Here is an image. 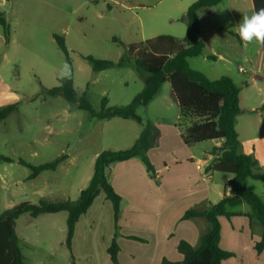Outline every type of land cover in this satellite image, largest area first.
<instances>
[{"label": "rangeland", "instance_id": "374dc122", "mask_svg": "<svg viewBox=\"0 0 264 264\" xmlns=\"http://www.w3.org/2000/svg\"><path fill=\"white\" fill-rule=\"evenodd\" d=\"M158 1L0 0V11L5 13L12 36L7 45L0 26V70L9 83L8 95L0 90V107L16 100L20 102L18 111L0 123V156L15 161L0 166V171L7 173L5 182H0V214L23 201L39 204L41 200L56 203L65 199L57 190L58 184L63 182L69 189L80 186L85 171L93 175L97 153L132 147L142 125L123 118L109 121L92 118L78 104L68 103L58 96L45 97L43 88L60 86V68L68 63L54 40V34H59L65 40L72 61L74 88L94 110L102 109L105 97L108 107L130 105L145 88L146 74L141 75L130 60L119 64L128 47L153 36H178L180 32L179 22L170 26L155 25L151 10L142 8V4ZM220 6L213 7L212 14H202L206 39L214 34L211 29L216 22L230 24L227 10ZM230 7L236 10L239 4L232 2ZM149 25L157 26L156 30L149 31ZM89 56L112 61L115 65L95 72L84 59ZM188 61L192 68L206 71L201 67L202 56ZM260 89L264 90V80L248 89L244 87L242 95L256 100ZM172 90L167 80L156 98L147 107L138 108L136 113L143 124L165 126L167 136H172V120L177 124L180 113ZM199 146L206 148L211 144L205 142ZM199 146L197 149L201 150ZM63 154L70 156L65 169L46 172L36 182L26 180L31 170L16 163L23 159L38 166ZM137 177L143 181L140 175ZM69 196L77 197L72 193ZM112 207L101 190L89 214L77 227L72 250L66 244V212L37 218L23 214L15 228L23 255L29 264H112L108 256L115 231ZM139 245L123 244L120 264H145L148 251Z\"/></svg>", "mask_w": 264, "mask_h": 264}, {"label": "trees", "instance_id": "16d2710c", "mask_svg": "<svg viewBox=\"0 0 264 264\" xmlns=\"http://www.w3.org/2000/svg\"><path fill=\"white\" fill-rule=\"evenodd\" d=\"M220 2L221 0H196L190 5L183 19L187 32L182 40L172 35H162L137 46L128 47L119 64L130 60L141 75L146 74L145 88L130 105L108 107L105 97L102 101V109L97 112L85 96L75 90L72 78L61 79L60 86L43 88L45 97L58 96L68 103L78 104L79 108L88 112L92 118L105 121L113 118L129 119L142 125L143 130L130 149L99 153L95 159L93 178L82 190L78 199L60 200L56 203L41 200L39 204L23 201L2 212L0 214V264H29L22 253L20 240L15 231L17 220L25 213H29L32 218H37L43 214L66 212L68 216L66 244L72 250L76 225L93 206L101 190L113 205L115 226L118 231L122 198L110 184L107 171L114 163L139 158L151 178L156 180V171L147 154L154 146L152 123L143 124L136 113L138 108L147 107L156 98L158 91L167 80L171 83L172 92L179 106L180 113L176 127L181 132L183 143L194 146L210 141H220L221 144L211 151L213 161L207 166L206 171L230 174L232 179L229 182L230 196H225L222 201L210 205L205 210L191 208L184 213L183 220L203 217L210 224L207 232L200 236L199 245L196 247L186 241H180L178 251L183 255L182 261L174 263L164 258L161 264H221L222 261L233 257V253L223 250L220 246L219 217L231 218L237 215L230 213L228 209L239 206L243 202L250 205L253 210L247 217L250 220L256 219L262 227V235L260 241L256 243V250L258 253L264 250V201L251 192L246 185L248 179L264 180V171L255 158L241 150L240 138L236 130V117L241 113V89L229 77L222 76L216 80H210L201 71L190 68L188 61L199 57L205 48L201 36L200 11L215 7ZM252 3L254 11L264 8V0H252ZM0 26L3 28L5 42L8 44L11 38V26L3 12H0ZM54 38L60 51L66 56L68 64L71 65L72 61L64 38L59 34H54ZM262 49L264 52V47ZM84 59L90 63L95 72L108 70L115 65L112 61L95 59L91 56ZM19 106L20 102H16L0 107V123L16 113ZM261 109L264 110V106ZM66 158H68L67 154H63L38 166H33L23 159H18L16 163L31 170L28 179L33 181L44 172L57 171ZM0 161L15 163L7 156H0ZM117 231L108 249L112 264H120L118 259L120 247L116 241ZM130 239L145 242L136 237H130Z\"/></svg>", "mask_w": 264, "mask_h": 264}, {"label": "crops", "instance_id": "0c3cea01", "mask_svg": "<svg viewBox=\"0 0 264 264\" xmlns=\"http://www.w3.org/2000/svg\"><path fill=\"white\" fill-rule=\"evenodd\" d=\"M195 1L160 0L142 4V8L147 11L151 10V17H155V25L170 26L179 22L183 27L179 25L178 36H172L182 40L187 32V26L183 19L188 8ZM232 2L239 4L236 10L230 7ZM162 5L164 6L162 7ZM219 6L227 10L230 24L216 22L215 28L211 29L214 34L206 39L207 34H204L205 26L202 22V14H212L213 7L200 11L201 36L205 43L204 51L200 56L208 64L203 62L201 65L206 68V71L200 67L192 68L191 66L190 68L201 71L210 80H216L222 76L229 77L240 87L241 113L236 117V130L240 138L241 150L246 155L255 158L264 171V110L261 109L264 106V90L260 89L261 96L259 94L256 100L253 96L243 97L242 95L244 87L248 89L250 85H257L258 81L264 80V52L262 47L254 43L245 47L235 30V27L242 21L243 15H251L254 12L253 3L252 0H221L215 8ZM155 25H149V31L156 30L157 26ZM0 41H2L1 38ZM189 64L191 65L190 62ZM219 65L220 68H216ZM240 75L243 78L239 79ZM8 85V80L0 70V90L7 92L6 95H8ZM16 102L18 101L16 100ZM171 124L173 125L172 136L166 135L165 126L152 125L154 146L149 149L147 154L156 171V180L151 178L139 158L114 163L107 171L110 184L122 198L118 231L113 212L115 229L113 238L117 231L116 241L120 247L119 255L124 250L123 244H140V247L145 248L144 251H148L145 264H161L164 258L174 263H180L183 259V255L178 251L180 241H186L197 247L200 236L206 233L210 227L209 222L203 217L183 220L184 213L191 208L205 210L210 205L222 201L225 196L231 195L229 182L232 175L206 171L207 166L213 161L212 149L218 147L221 142L210 141L211 147L206 148L199 146L203 143L187 146L181 139L182 135L176 127V120H172ZM142 130L138 131V136H134L133 144L140 137ZM198 146L201 147V150L197 149ZM98 155L99 153L96 154L95 159ZM69 158L70 156L59 166L57 171L65 169ZM2 164H7V162L0 161V166ZM45 173L31 181H39ZM84 173L80 186H72L69 189L68 186L63 185V182L58 184L57 190L65 196L63 200L78 199L82 190L93 178L91 173L87 174V171ZM29 175L30 173L26 176V180H29ZM68 175L70 176L69 173H67ZM137 175H140L143 181H139ZM6 178L7 173L0 171V182ZM246 185L251 192L264 200V180L248 179ZM69 193L77 197H70ZM91 208L92 206L80 218L76 230ZM228 210L237 215L231 216V218L219 217L221 223L220 246L223 250L233 253L234 256L222 261L221 264H264V250L261 253L256 250V243L260 241L262 235V227L256 219L250 220L247 217L253 211L251 206L243 202ZM76 230H74V236ZM130 237L140 238L145 242L132 240ZM134 262L138 263L137 260Z\"/></svg>", "mask_w": 264, "mask_h": 264}, {"label": "clouds", "instance_id": "9594fccd", "mask_svg": "<svg viewBox=\"0 0 264 264\" xmlns=\"http://www.w3.org/2000/svg\"><path fill=\"white\" fill-rule=\"evenodd\" d=\"M235 30L245 47L253 43L264 47V8L251 15H243ZM60 77L66 80L72 78V68L67 62L60 68Z\"/></svg>", "mask_w": 264, "mask_h": 264}, {"label": "built area", "instance_id": "2783aa9c", "mask_svg": "<svg viewBox=\"0 0 264 264\" xmlns=\"http://www.w3.org/2000/svg\"><path fill=\"white\" fill-rule=\"evenodd\" d=\"M240 70H242V69H240Z\"/></svg>", "mask_w": 264, "mask_h": 264}]
</instances>
